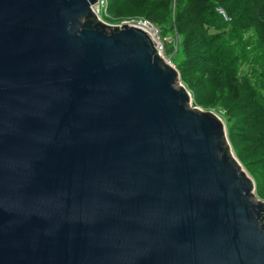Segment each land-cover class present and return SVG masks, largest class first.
Returning a JSON list of instances; mask_svg holds the SVG:
<instances>
[{
    "label": "water",
    "instance_id": "1",
    "mask_svg": "<svg viewBox=\"0 0 264 264\" xmlns=\"http://www.w3.org/2000/svg\"><path fill=\"white\" fill-rule=\"evenodd\" d=\"M98 0H0V264H264L223 120Z\"/></svg>",
    "mask_w": 264,
    "mask_h": 264
},
{
    "label": "trees",
    "instance_id": "2",
    "mask_svg": "<svg viewBox=\"0 0 264 264\" xmlns=\"http://www.w3.org/2000/svg\"><path fill=\"white\" fill-rule=\"evenodd\" d=\"M108 10L105 22L146 18L170 40L166 56L196 104L225 120L264 200V0H111Z\"/></svg>",
    "mask_w": 264,
    "mask_h": 264
},
{
    "label": "built area",
    "instance_id": "3",
    "mask_svg": "<svg viewBox=\"0 0 264 264\" xmlns=\"http://www.w3.org/2000/svg\"><path fill=\"white\" fill-rule=\"evenodd\" d=\"M98 1L99 2L93 6V10L95 13L97 11V14H99L100 18L102 19L101 17L102 11L104 13L108 10L109 0H98ZM217 11L223 16L225 20H228L226 12L222 8H218ZM123 23L141 29L150 36H152L160 56H164L166 60L171 63L170 59L166 56V42L170 40H168L167 38H163L160 29L153 22H151L146 18H135V19L127 20Z\"/></svg>",
    "mask_w": 264,
    "mask_h": 264
},
{
    "label": "rangeland",
    "instance_id": "4",
    "mask_svg": "<svg viewBox=\"0 0 264 264\" xmlns=\"http://www.w3.org/2000/svg\"><path fill=\"white\" fill-rule=\"evenodd\" d=\"M110 2H111V0H109ZM108 1V2H109ZM108 8H109V6H108ZM110 16V14H109V10H107L106 12H104L103 13V11H102V14H101V17H102V20H104V18H103V16ZM109 19H110V17H109ZM107 21V20H106ZM108 22V24H110V25H119V24H115V23H112V22H110V21H107ZM125 22V21H124ZM123 23V22H122ZM169 58V57H168ZM170 59V61H171V63L173 64V62H172V58L170 57L169 58ZM174 65V64H173ZM175 66V65H174ZM176 67V66H175ZM177 68V67H176ZM178 70V69H177ZM179 71V70H178ZM180 73V72H179ZM180 82L187 88V86L185 85V83L183 82V80H182V76H181V73H180ZM188 89V88H187ZM188 91L190 92V94H191V96H192V106L195 108V107H197V108H199V109H201V110H203V111H211V112H214V113H216L214 110H206L205 108H203V107H201V106H199V105H197L196 104V98H195V95L188 89ZM217 114V113H216ZM218 115V114H217ZM222 120H223V122L225 123V125H226V131H227V137H228V140H229V143H230V145H231V142H230V139H229V131H228V128H227V124H226V122H225V120L221 117V116H219ZM231 148H232V153H233V155L237 158V160L239 161V163L241 164V166L243 167V169L251 176V178L254 180V178L252 177V175H251V173L249 172V169L245 166L246 164H244L243 162H241L240 160H239V158L237 157V154L235 153V151H234V149H233V147H232V145H231ZM255 182V181H254ZM255 194L258 196V198L260 199V200H262V201H264L262 198H260L259 197V195H258V191H257V187H256V190H255Z\"/></svg>",
    "mask_w": 264,
    "mask_h": 264
},
{
    "label": "bare ground",
    "instance_id": "5",
    "mask_svg": "<svg viewBox=\"0 0 264 264\" xmlns=\"http://www.w3.org/2000/svg\"><path fill=\"white\" fill-rule=\"evenodd\" d=\"M95 14H97V11H96ZM97 16L100 18L99 14H97ZM100 19H101V18H100ZM148 35H149V34H148ZM149 36H150V35H149ZM150 37H151L152 40L154 41L153 37H152V36H150ZM161 58L164 59L167 63H169V61H167L166 58H165L164 56H161Z\"/></svg>",
    "mask_w": 264,
    "mask_h": 264
}]
</instances>
